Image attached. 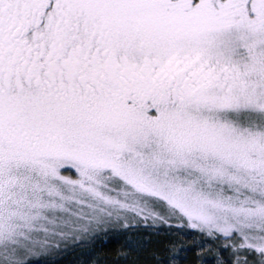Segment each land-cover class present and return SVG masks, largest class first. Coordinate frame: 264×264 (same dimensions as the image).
Segmentation results:
<instances>
[{"label":"snow or ice","instance_id":"obj_1","mask_svg":"<svg viewBox=\"0 0 264 264\" xmlns=\"http://www.w3.org/2000/svg\"><path fill=\"white\" fill-rule=\"evenodd\" d=\"M0 264H264V0H0Z\"/></svg>","mask_w":264,"mask_h":264}]
</instances>
